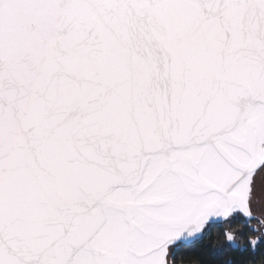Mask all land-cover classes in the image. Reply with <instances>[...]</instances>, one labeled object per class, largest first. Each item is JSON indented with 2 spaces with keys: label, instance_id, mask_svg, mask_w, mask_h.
Returning a JSON list of instances; mask_svg holds the SVG:
<instances>
[{
  "label": "snow or ice",
  "instance_id": "obj_1",
  "mask_svg": "<svg viewBox=\"0 0 264 264\" xmlns=\"http://www.w3.org/2000/svg\"><path fill=\"white\" fill-rule=\"evenodd\" d=\"M0 264H264V0H0Z\"/></svg>",
  "mask_w": 264,
  "mask_h": 264
}]
</instances>
